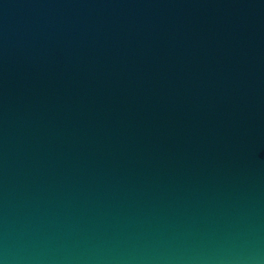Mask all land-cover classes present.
<instances>
[{
  "label": "water",
  "instance_id": "95a60500",
  "mask_svg": "<svg viewBox=\"0 0 264 264\" xmlns=\"http://www.w3.org/2000/svg\"><path fill=\"white\" fill-rule=\"evenodd\" d=\"M0 264H264V0H0Z\"/></svg>",
  "mask_w": 264,
  "mask_h": 264
}]
</instances>
